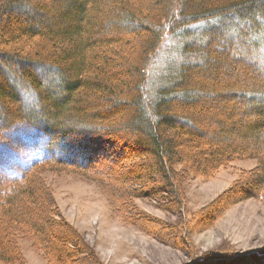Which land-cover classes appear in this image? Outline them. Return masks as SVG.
<instances>
[{
    "label": "trees",
    "instance_id": "1",
    "mask_svg": "<svg viewBox=\"0 0 264 264\" xmlns=\"http://www.w3.org/2000/svg\"><path fill=\"white\" fill-rule=\"evenodd\" d=\"M176 1L171 27L173 0H0V136L26 124L48 139L44 158L0 188V264H25L21 240L49 264H101L44 184L60 172L89 175L123 221L183 252L184 264H264V251L199 254L190 240L231 207L264 200V0ZM179 31L183 59L149 95V63ZM95 138L128 149L129 172L93 166L81 139ZM243 160L258 166L188 220L184 181ZM136 199L178 220L151 219Z\"/></svg>",
    "mask_w": 264,
    "mask_h": 264
},
{
    "label": "rangeland",
    "instance_id": "2",
    "mask_svg": "<svg viewBox=\"0 0 264 264\" xmlns=\"http://www.w3.org/2000/svg\"><path fill=\"white\" fill-rule=\"evenodd\" d=\"M170 7V20L167 24L174 27L178 20V2L173 0ZM176 33L163 35L161 44L149 63L145 85L149 95L157 91L167 76L174 72L172 68H176L183 59L182 48L185 43L181 35L185 32ZM185 38L187 39L186 36ZM243 118L246 123L248 119H253L249 115ZM214 124L216 126H212L209 131L212 136L222 130L220 125L216 122ZM230 136V140L238 142L237 137ZM47 142L48 139L41 131L26 124L16 125L3 132L0 136V188L5 183L23 178L32 165L41 161ZM81 145L89 147L93 166L97 165L100 170L111 175L126 174L136 161L128 149L116 148L115 142L107 139L95 138L92 142L81 139ZM81 153L80 157L87 158L84 152ZM257 166V160L236 161L220 169L212 180L205 181L193 176L186 178L183 186L188 220L231 188L243 172H249ZM177 169L180 170L179 167ZM73 173L45 174L43 181L52 192L61 216L83 235L101 264H184L189 261L183 252L159 243L148 233L134 227L131 222L123 221L122 216L112 209L101 186L85 178L89 175ZM134 202L137 209L148 214L151 219L168 223L178 220L177 216L158 208L154 200L136 199ZM117 207L115 204V210ZM190 240L199 254L206 251H264V200L250 199L231 207L211 228L192 233ZM19 247L25 264H49L30 241H19ZM96 263L95 257L85 255L76 264Z\"/></svg>",
    "mask_w": 264,
    "mask_h": 264
}]
</instances>
